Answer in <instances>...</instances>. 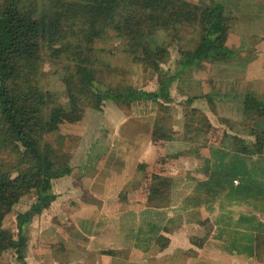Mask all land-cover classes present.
<instances>
[{"label":"crops","instance_id":"1","mask_svg":"<svg viewBox=\"0 0 264 264\" xmlns=\"http://www.w3.org/2000/svg\"><path fill=\"white\" fill-rule=\"evenodd\" d=\"M230 1L234 22L225 43L241 57H232L231 70L214 64L207 89L209 120L216 129L222 124L221 134L257 143L249 149L251 157L264 165V127L243 104L246 94L264 101V0ZM217 110L219 117L212 118ZM129 121L130 116H117L111 131L95 137L81 133L65 172L52 180L51 217L36 216V228L48 225L27 235L25 263L264 264V232L238 223L240 216H253L264 224V212H234L231 206L243 210L248 199L206 195L205 201L194 191L206 179L221 137L174 161L184 146L154 141L153 122L146 132L125 131ZM152 176L159 182L168 178L169 185L154 183Z\"/></svg>","mask_w":264,"mask_h":264},{"label":"trees","instance_id":"2","mask_svg":"<svg viewBox=\"0 0 264 264\" xmlns=\"http://www.w3.org/2000/svg\"><path fill=\"white\" fill-rule=\"evenodd\" d=\"M78 3L79 18L73 21L54 14L48 7H41L40 0H0V257L12 249L21 264H26L27 225L34 214L41 213L55 199L56 195L50 192L52 179L64 173L62 169H55L54 163L48 165L40 149V106H46L52 97L50 92L39 87L36 71L40 51L47 44L59 39L70 40L68 47L53 50L52 54L76 55L77 84L91 90L94 95L92 101L99 103L111 100L122 107L142 100L159 105L171 102L169 85L184 72L183 62L185 65L189 60L198 61L197 65L203 61L224 62L238 52L225 43L234 19L231 18L232 24L214 19L210 24L203 22L202 14L222 18V4H214L213 0L195 3L188 0H78ZM199 22L201 30L196 46L192 50L182 51L181 69L163 79L156 90H138L118 85L101 89L93 85V73L87 66L88 55L82 58V53L90 49L94 39L113 31L123 36L125 41L140 40L146 35L147 28L177 31L181 25H198ZM141 51L156 66L153 55L147 49ZM208 53L210 56L206 57ZM191 103L192 98L187 99L189 109L183 115L180 130L174 129L172 125L167 127L164 118L155 115L152 128L154 141L175 140L177 144V140H182L188 145L201 138L204 139L201 144L209 141L212 129L216 128L211 125L209 118H205L206 113L199 107H192ZM243 104L254 113L258 126L262 122L264 127V101L246 94ZM69 113L72 120L81 117L79 110L71 109ZM202 122L207 125L206 132ZM217 143L220 147L212 151L214 156L209 173L204 181L197 183L198 188H194V191L205 196L224 195L261 200L260 206L252 204L264 212V165L253 161V153H247L243 145L239 151L246 155L237 153L238 148L226 152L224 148L232 147H226L221 140ZM168 180L161 177L159 183L165 187L169 185ZM234 180H237L236 184ZM33 189L36 190V200L29 209L16 215V232L3 228L5 215L22 195ZM255 220L253 216H240L238 223L246 230L264 232V224ZM239 240H244V236H240ZM249 248L250 253L251 246Z\"/></svg>","mask_w":264,"mask_h":264},{"label":"rangeland","instance_id":"3","mask_svg":"<svg viewBox=\"0 0 264 264\" xmlns=\"http://www.w3.org/2000/svg\"><path fill=\"white\" fill-rule=\"evenodd\" d=\"M188 1L195 3L199 0ZM213 2L214 4H222V18L202 14L203 22L210 24L214 19L232 24L231 18L234 19L232 16L234 7L230 3L231 1L213 0ZM78 5V0H40L41 7H48L54 14L73 21L79 18ZM197 24L190 26L181 25L177 31L172 29L165 30L163 28L149 30L147 28L146 35L142 39L131 41H125L123 36L116 35L113 31H108L106 36L94 39L90 45V49L82 53V58L84 55H88L87 66L93 73V85L101 89L118 85L133 87L138 90H156L163 79L179 71L183 65L184 72L176 79H173L169 85L172 101L168 103L162 102L163 104L161 105L143 100L130 103L129 106L125 105L124 107L111 100H104L99 103L93 102L94 95L91 90L83 89L77 84V78L79 77L77 74V56L72 55V53H61L59 56L52 54L53 50L68 47L71 44L70 40L59 39L52 44H47L40 51L36 71V80L39 87L43 91L50 92L52 97L50 103L46 106H40L42 115L40 149L46 163H49L48 165L54 163L56 165L55 169H62L65 172V165L68 163L69 156L72 154V150L75 149L78 140L82 138L81 133H88L89 136L95 137L97 133L111 131L112 119H116L117 116L125 115L131 117L132 121H129L125 126L126 130L122 127L125 131H132L134 129L137 131H148L150 129L149 125L154 121L155 115L163 117L167 127L172 125L174 129L180 130L183 115L189 109L187 99L192 98V107L201 108L206 113V115L204 114L205 118H209L207 89L210 83L209 74L212 68L215 67V63L203 61L197 65L198 61L189 60L186 65L184 62L181 65V61L183 60L182 51L192 50L199 40L201 23ZM70 39L73 43V39ZM230 46H232L231 49L234 52H237L232 44ZM142 49H147L153 55L156 60V66L153 64L154 62L151 58H146L143 55ZM237 53V56L236 54L232 56L233 59L241 57L239 52ZM209 56L210 54L208 53L206 57ZM233 59L231 58V60ZM231 60L222 63L217 62L220 64L217 65L222 68L227 66L231 70L233 69L232 63L234 62V60ZM236 61L240 62L241 60ZM225 62H229V64ZM238 72L239 69L234 73V76L239 75L240 73ZM220 80L224 82L223 77ZM71 109L79 110L81 114L79 120L71 119L69 113ZM223 114L224 112L221 110L220 116ZM214 116L219 117L218 110L212 112V118ZM214 120L216 122V119ZM215 126L218 130L212 129V133L210 134L211 139L208 137V140H212L215 137L219 138L220 136L222 144L228 145L232 149H240L243 145L242 148H245L247 153H254L249 149H253L254 145L258 146L257 143L253 145L251 141L243 138V136L239 137L231 133H228V135L221 134L219 133V129L222 127V124ZM202 127L206 132L207 125L202 122ZM172 141V144L176 145V141ZM177 141L176 149L182 146L184 148L178 150L180 156H174V161H180L182 153L187 152V150L194 151V147H199L201 143H204L203 138L190 145L183 143L182 140ZM94 143L97 144L98 142L94 139ZM90 155H93V152H90ZM178 163L181 164V162ZM189 165L190 163H188ZM188 176L193 177L190 174ZM152 179L154 183L159 182L158 178L152 176ZM50 192L52 194L55 192L52 182ZM36 197L35 189L22 195L19 201L5 215L2 227L15 233L16 215L29 209L35 202ZM200 199L206 201L207 197L199 195ZM247 201L248 205L243 210H240L238 205L231 206V209L234 212H257L258 208H255L252 203L260 206L261 200L249 198ZM42 212L46 213L45 217L47 220L52 215V210L49 209V206L43 209ZM36 216L38 214H34L27 225V235L28 233L32 235L38 228L48 225V222H46L43 226L36 228L37 226L34 225L37 221ZM260 217L264 220V215H260ZM234 236L236 240L239 237L237 234ZM0 264H21V262L16 259L14 250L11 249L1 255Z\"/></svg>","mask_w":264,"mask_h":264},{"label":"built area","instance_id":"4","mask_svg":"<svg viewBox=\"0 0 264 264\" xmlns=\"http://www.w3.org/2000/svg\"><path fill=\"white\" fill-rule=\"evenodd\" d=\"M234 183H237V180H234Z\"/></svg>","mask_w":264,"mask_h":264}]
</instances>
